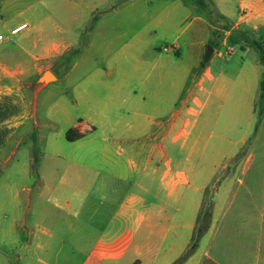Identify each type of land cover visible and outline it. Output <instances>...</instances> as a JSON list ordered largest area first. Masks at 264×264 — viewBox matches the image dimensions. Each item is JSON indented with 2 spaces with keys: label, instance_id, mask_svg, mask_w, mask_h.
<instances>
[{
  "label": "crops",
  "instance_id": "1",
  "mask_svg": "<svg viewBox=\"0 0 264 264\" xmlns=\"http://www.w3.org/2000/svg\"><path fill=\"white\" fill-rule=\"evenodd\" d=\"M45 1L55 15L32 25L15 24L16 0H0L6 31L0 41V164L1 158L4 167L16 161L22 146L29 155L25 183L0 200V246L13 250L0 256L2 264H10L6 258L15 264H264L258 255L209 251L211 228L178 262L218 169L204 177L205 112L227 99L231 104H220L217 113L227 107L234 114L243 84L247 109L257 118L264 74L257 53L240 40L242 51L257 58L238 62L234 48L227 53L232 60L219 48L236 30L264 41V0H238L236 9L228 0H210L218 21L199 0ZM22 24L28 28L12 35ZM18 35L25 44H16ZM212 41L214 53L201 68ZM47 71L56 80L43 83L34 107L27 86L39 84ZM54 83L62 85L58 114L77 112L66 140L81 152H52L51 159L42 153L46 173L34 176L33 148L42 141L46 150L57 145L53 135H42L56 118L40 98Z\"/></svg>",
  "mask_w": 264,
  "mask_h": 264
},
{
  "label": "rangeland",
  "instance_id": "2",
  "mask_svg": "<svg viewBox=\"0 0 264 264\" xmlns=\"http://www.w3.org/2000/svg\"><path fill=\"white\" fill-rule=\"evenodd\" d=\"M190 1V0H187ZM205 4L206 12H213V19L218 21L217 12L214 9L216 5L212 4L210 0H199ZM217 1V0H215ZM229 7L236 9L238 0H228ZM214 2V0H213ZM157 5H155V8ZM24 10L23 15L21 12ZM66 14V11H63ZM11 14L17 15L15 24L27 21L32 25L41 22V16L55 15V10L51 3L45 0H16L14 10L12 8ZM22 15V16H21ZM209 15V14H208ZM53 19H55L53 17ZM67 20L64 21L66 31L70 26ZM5 29L0 27V34L4 35ZM23 33H21L22 35ZM252 39L247 32L243 33L236 30L227 40L229 45L221 46L219 51L224 54V57L232 60L227 55L228 48H234V60L238 62L244 59L257 58L255 52L244 53L240 48L238 42L243 40V35ZM21 35L15 39L16 44H25L19 42ZM163 33L159 39H163ZM66 37L68 35L66 34ZM215 47V45H213ZM211 47V46H210ZM213 48V47H212ZM224 59H216L221 62ZM263 68V66H262ZM53 82V81H52ZM44 84H37L35 81L32 85L27 86V90L32 100V104L38 103V97L41 93ZM29 87V88H28ZM246 86L242 84L238 98H235V113L227 110L217 113L216 108L220 104L231 103L227 99H217L213 103L210 111L208 109L204 114V177L210 176L214 169H217V174L210 183L213 191L210 193L211 199L216 201V193L220 191V184L225 183L221 189L220 197L218 198L219 211L218 220L211 223V236H213L212 246L209 251L219 253L237 252L247 254L249 256L258 255L264 263V117L256 131L257 118L253 114L251 108L247 109V101L249 99V92L245 89ZM62 85L59 83L51 84L41 94V107L44 110L53 108L55 111L56 123L51 130H44L42 135L44 137L54 136L56 148H48L42 141L33 148V158L35 163L31 166L34 176L46 173L39 165V159L42 153L51 159L54 157L52 152H60L64 155H73L74 151L81 152L76 149L77 146L70 145L66 140V132L70 125L74 122V115L76 111L69 109L70 115L66 117L64 113L57 112L56 101L60 95ZM258 108L256 110V115ZM38 131H35L32 138L34 139ZM31 140V136H29ZM29 141V140H28ZM28 148L22 146L18 150L17 160L12 158L4 167V159L1 158L0 164V200H8L6 190L10 187H18L25 183V175L28 172V165H26V158ZM64 167V166H63ZM205 181V180H204ZM58 200L61 198H57ZM28 204L25 196L22 197V205L26 207ZM210 230V229H209ZM24 232V231H23ZM209 232V231H208ZM208 234V233H207ZM11 246L1 245L0 256L6 257V253H10ZM5 255V256H4ZM7 263L15 264L8 258L4 259ZM4 262L0 261V264ZM260 263V261H258Z\"/></svg>",
  "mask_w": 264,
  "mask_h": 264
},
{
  "label": "trees",
  "instance_id": "3",
  "mask_svg": "<svg viewBox=\"0 0 264 264\" xmlns=\"http://www.w3.org/2000/svg\"><path fill=\"white\" fill-rule=\"evenodd\" d=\"M200 5L203 8H206L205 4L200 1ZM209 17L213 19V12L209 11L208 12ZM244 33V32H243ZM218 35V32L214 34V37ZM243 35V34H242ZM246 43H248L257 53L258 59L260 64L264 67V41H258L254 39H250L248 36H244L242 38ZM214 47L213 46V41L210 43L209 47ZM206 65L205 62H202L201 68H203ZM255 108L257 112V124H256V131L258 130V127L261 123L262 117H264V74L262 76V80L260 83V90H259V95L258 99L256 101ZM215 182L212 186H209L206 188L204 192V197L202 201V205L196 220V226L194 229L193 237L191 240L190 247L186 250V252L183 254V256L180 258L178 261L179 263H182L186 261L198 248L202 238L208 233L211 223H212V218H213V212H214V207H215V202L211 199L210 193L213 191V187L215 186Z\"/></svg>",
  "mask_w": 264,
  "mask_h": 264
},
{
  "label": "water",
  "instance_id": "4",
  "mask_svg": "<svg viewBox=\"0 0 264 264\" xmlns=\"http://www.w3.org/2000/svg\"><path fill=\"white\" fill-rule=\"evenodd\" d=\"M213 53H214V48L208 47L205 53L204 62H208L211 59ZM55 80L56 77L50 71H47L40 78V83L48 84Z\"/></svg>",
  "mask_w": 264,
  "mask_h": 264
},
{
  "label": "built area",
  "instance_id": "5",
  "mask_svg": "<svg viewBox=\"0 0 264 264\" xmlns=\"http://www.w3.org/2000/svg\"><path fill=\"white\" fill-rule=\"evenodd\" d=\"M27 28H28V25H27V24H22V25H20V26H18V27H16V28H14V29L11 31V34H12V35H16V34H18L19 32H21V31H23V30H25V29H27ZM2 40H4V37H3L2 35H0V41H2ZM232 51H233V49H232V48H229V49L227 50V53H228V54H231Z\"/></svg>",
  "mask_w": 264,
  "mask_h": 264
}]
</instances>
